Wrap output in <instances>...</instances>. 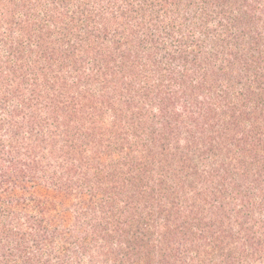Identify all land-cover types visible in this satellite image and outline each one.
<instances>
[{
  "label": "trees",
  "instance_id": "trees-1",
  "mask_svg": "<svg viewBox=\"0 0 264 264\" xmlns=\"http://www.w3.org/2000/svg\"><path fill=\"white\" fill-rule=\"evenodd\" d=\"M0 264H264V0H0Z\"/></svg>",
  "mask_w": 264,
  "mask_h": 264
}]
</instances>
